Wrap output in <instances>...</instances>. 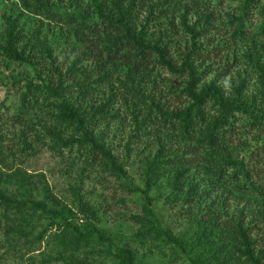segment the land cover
Instances as JSON below:
<instances>
[{
    "label": "rangeland",
    "instance_id": "374dc122",
    "mask_svg": "<svg viewBox=\"0 0 264 264\" xmlns=\"http://www.w3.org/2000/svg\"><path fill=\"white\" fill-rule=\"evenodd\" d=\"M242 2L229 0L221 12L212 14L211 23L218 25L226 13L238 14ZM250 12L245 34L235 44L231 32L212 30L225 48L217 56L216 72L225 68L220 58L225 54L231 73L219 82L228 86L243 80L249 95L261 102L264 0ZM0 14L16 19L23 42L30 49L35 44L31 52L36 57L44 56L43 47H49L65 65L75 59L79 47L69 41L66 27L36 14L29 2L0 0ZM199 17L197 12L188 15L191 22L202 21ZM4 32L0 19V39ZM32 74L31 66L0 56V189L10 199L27 202L19 207L0 204V264H125L115 254L120 248L132 251L135 264H198V259L202 264H264V198L229 193L213 183L199 164L178 163L173 157L177 150L174 133L152 118L151 122L134 117L133 100L126 104L113 84L109 90L118 101L110 105L118 112L101 123L98 131L103 145L135 184L136 190L130 192L111 168L87 161L77 143L70 148L41 133L51 118L42 99H30L29 107L21 109L22 91L12 82L24 83L22 78ZM109 90L99 88L94 98L105 101ZM255 134L264 139V132ZM63 135L80 137L73 130ZM79 198L97 211V220L80 212L75 205ZM33 200L62 209L67 220L83 232L94 225L102 234L80 239L62 217L32 208ZM239 219L248 230L245 239L235 229ZM161 228L178 237L183 246L167 240Z\"/></svg>",
    "mask_w": 264,
    "mask_h": 264
},
{
    "label": "trees",
    "instance_id": "16d2710c",
    "mask_svg": "<svg viewBox=\"0 0 264 264\" xmlns=\"http://www.w3.org/2000/svg\"><path fill=\"white\" fill-rule=\"evenodd\" d=\"M24 1L36 14L64 25L71 44L79 47L68 65L56 60L49 47H43L44 56L36 57L31 52L35 44L30 49L23 42L25 37L19 35L16 19L0 14L5 24L0 56L33 69L31 76L22 78L24 83L12 82L18 92L22 91L21 109L29 107L30 99H42L46 103L44 109L51 115L49 125H43L41 133L70 148L77 143V150H85L87 161L111 168L130 192L135 191V184L103 145L98 131L101 123L118 112L110 105L118 101L109 90L115 84L120 99L129 105L133 100L134 117L152 118L153 123L174 133L177 150L173 157L178 163L199 164L213 183L229 193L264 198V139L255 134L264 132V77L258 89L261 102L249 95L243 80L228 86L219 82L231 73V65H226L223 54L220 58L225 68L216 72L217 56L225 48L212 33L213 29L231 32V41L237 43L239 36L245 34V25H249L250 9L260 0H243L239 13L225 12L226 17L218 25L211 23L210 17L221 12L229 0ZM190 12H197L203 20L191 22ZM261 32L264 34V22ZM252 62L260 65L258 59ZM259 70L264 73L260 66ZM99 88L111 92L105 101L94 98ZM69 130L80 137H65L63 134ZM23 143L25 148L26 142ZM184 171L179 169V174ZM0 204L19 207L27 202L10 199L0 189ZM30 204L62 217L64 225L80 239L89 240L95 232L102 234L94 225L81 231L67 220L62 209L35 200ZM75 205L97 220V211L86 201L79 198ZM241 221L235 229L245 239L248 230ZM160 231L170 242L183 246L169 230ZM115 254L125 264H135L129 248H120ZM198 264H202L199 259Z\"/></svg>",
    "mask_w": 264,
    "mask_h": 264
}]
</instances>
